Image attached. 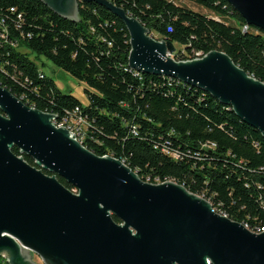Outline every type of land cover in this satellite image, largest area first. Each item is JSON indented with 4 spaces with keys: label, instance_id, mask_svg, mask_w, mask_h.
<instances>
[{
    "label": "trees",
    "instance_id": "1",
    "mask_svg": "<svg viewBox=\"0 0 264 264\" xmlns=\"http://www.w3.org/2000/svg\"><path fill=\"white\" fill-rule=\"evenodd\" d=\"M110 1L138 18L155 38L182 46L172 52L175 60L220 50L264 82V32L247 25L227 1L188 0L211 14L181 0ZM78 14V20H70L41 0H0V31L6 30L0 37V85L57 119L78 108L87 120L81 141L95 154L123 160L144 181L179 183L254 232L264 227L261 133L202 89L130 68L128 32L104 6L79 1ZM28 51L84 82L88 103L83 106L61 92ZM12 151L21 154L16 146ZM0 264H7L1 256Z\"/></svg>",
    "mask_w": 264,
    "mask_h": 264
},
{
    "label": "water",
    "instance_id": "2",
    "mask_svg": "<svg viewBox=\"0 0 264 264\" xmlns=\"http://www.w3.org/2000/svg\"><path fill=\"white\" fill-rule=\"evenodd\" d=\"M41 1L70 20L79 19V1L104 6L128 32L130 68L208 92L264 138V82L225 52L175 60L171 41L110 0ZM225 1L264 32V0ZM56 117L0 85V256L7 264H264V231L179 183L144 181L123 160L86 148Z\"/></svg>",
    "mask_w": 264,
    "mask_h": 264
},
{
    "label": "rangeland",
    "instance_id": "3",
    "mask_svg": "<svg viewBox=\"0 0 264 264\" xmlns=\"http://www.w3.org/2000/svg\"><path fill=\"white\" fill-rule=\"evenodd\" d=\"M181 5H184L192 10L205 13V14H211L208 10L205 8L195 4L192 1L188 0H181L179 1ZM154 37H157L156 34H152ZM175 45V44H174ZM176 50L181 49L182 46L175 45ZM24 50L23 48H21ZM28 54L30 58H32L36 64L38 65L39 69L42 70L46 76L52 78L58 87V89L63 93H70L73 96H75L81 104L84 106L88 103L87 96L84 92V88L87 86L84 82L76 79L74 76L69 74L68 72L62 70L61 68L54 65L49 59H47L44 56H36L33 52L28 51ZM36 260H39L37 257Z\"/></svg>",
    "mask_w": 264,
    "mask_h": 264
},
{
    "label": "built area",
    "instance_id": "4",
    "mask_svg": "<svg viewBox=\"0 0 264 264\" xmlns=\"http://www.w3.org/2000/svg\"><path fill=\"white\" fill-rule=\"evenodd\" d=\"M10 9L13 10V8H10ZM18 17H20V15H18ZM243 29H247V25L243 26ZM5 34H6V30L3 28L0 31V37L3 38ZM197 55H198L197 57L200 56V54H197ZM170 56H172V53L170 54ZM53 123L56 126H63L66 129H68L69 132L74 134L76 139L79 141H81L85 136L87 120L80 114V110L78 108H75L73 111L68 112L66 115L62 116L60 119H57L56 117L55 119H53ZM168 180L170 179H167L164 181H168ZM145 181L150 182L148 178ZM160 182H163V181H161L159 178H155L152 183H160ZM261 231H264V227L259 228L258 231H255V232H261ZM1 257L4 258V256L2 255Z\"/></svg>",
    "mask_w": 264,
    "mask_h": 264
},
{
    "label": "crops",
    "instance_id": "5",
    "mask_svg": "<svg viewBox=\"0 0 264 264\" xmlns=\"http://www.w3.org/2000/svg\"><path fill=\"white\" fill-rule=\"evenodd\" d=\"M36 260V259H35ZM36 261H38L39 262V260H36Z\"/></svg>",
    "mask_w": 264,
    "mask_h": 264
}]
</instances>
